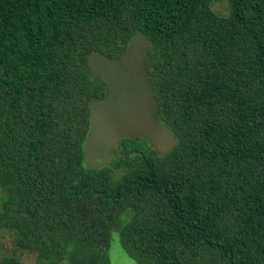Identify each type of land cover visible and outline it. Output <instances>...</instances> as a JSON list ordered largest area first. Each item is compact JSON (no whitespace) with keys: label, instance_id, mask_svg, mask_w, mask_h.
I'll return each mask as SVG.
<instances>
[{"label":"trees","instance_id":"1","mask_svg":"<svg viewBox=\"0 0 264 264\" xmlns=\"http://www.w3.org/2000/svg\"><path fill=\"white\" fill-rule=\"evenodd\" d=\"M137 32L178 143L122 139L90 169L89 102L108 85L88 57ZM5 231L0 264H111L113 232L137 264H264V0H0Z\"/></svg>","mask_w":264,"mask_h":264},{"label":"water","instance_id":"2","mask_svg":"<svg viewBox=\"0 0 264 264\" xmlns=\"http://www.w3.org/2000/svg\"><path fill=\"white\" fill-rule=\"evenodd\" d=\"M150 47L145 36L137 32L117 58L89 55L92 74L107 83L109 92L104 98L89 102V128L83 142L86 167L106 166L122 139L141 137L162 156L177 145V138L157 115L144 67ZM115 174L121 175V170ZM109 255L111 264H136L122 249L116 232L111 237Z\"/></svg>","mask_w":264,"mask_h":264},{"label":"rangeland","instance_id":"3","mask_svg":"<svg viewBox=\"0 0 264 264\" xmlns=\"http://www.w3.org/2000/svg\"><path fill=\"white\" fill-rule=\"evenodd\" d=\"M212 7L215 10L220 11V12L227 11V4L225 2H215L212 5ZM12 245H13V238H12L11 233L9 231L0 233V252L8 253V252H11L12 250L14 251L15 249L12 248ZM15 256L19 258V261L21 262V264H34L33 254L16 252Z\"/></svg>","mask_w":264,"mask_h":264},{"label":"flooded vegetation","instance_id":"4","mask_svg":"<svg viewBox=\"0 0 264 264\" xmlns=\"http://www.w3.org/2000/svg\"><path fill=\"white\" fill-rule=\"evenodd\" d=\"M108 92H109V86H108Z\"/></svg>","mask_w":264,"mask_h":264}]
</instances>
